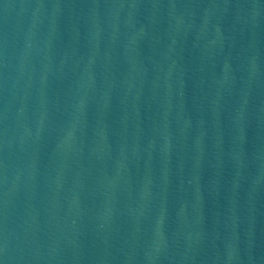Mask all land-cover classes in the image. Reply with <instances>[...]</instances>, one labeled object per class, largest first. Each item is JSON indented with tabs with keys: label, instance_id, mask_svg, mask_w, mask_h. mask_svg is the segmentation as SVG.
Instances as JSON below:
<instances>
[{
	"label": "water",
	"instance_id": "obj_1",
	"mask_svg": "<svg viewBox=\"0 0 264 264\" xmlns=\"http://www.w3.org/2000/svg\"><path fill=\"white\" fill-rule=\"evenodd\" d=\"M0 264H264V0H0Z\"/></svg>",
	"mask_w": 264,
	"mask_h": 264
}]
</instances>
